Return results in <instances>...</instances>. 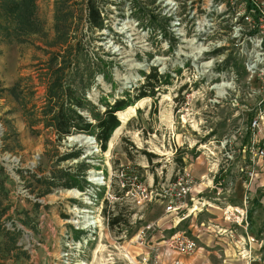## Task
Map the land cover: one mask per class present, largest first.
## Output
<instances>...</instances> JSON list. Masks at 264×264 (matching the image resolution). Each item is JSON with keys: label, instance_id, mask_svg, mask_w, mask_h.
<instances>
[{"label": "rangeland", "instance_id": "374dc122", "mask_svg": "<svg viewBox=\"0 0 264 264\" xmlns=\"http://www.w3.org/2000/svg\"><path fill=\"white\" fill-rule=\"evenodd\" d=\"M59 1L36 0L28 25L20 21L8 37L0 32V124L5 130L0 161L8 154L25 166L35 157L38 161L36 173L24 177L28 195L19 192L0 163V227L10 235L0 237V255L10 264H170L177 253L168 252L166 239L156 235L164 205L141 207L132 197L120 199L111 205L110 217L121 213L122 225H104L87 240L65 224L68 209L90 208L69 192L84 191L89 172L107 175V163L112 170L136 171L147 188L161 191L177 182L182 164L208 161L209 142L224 138L233 142V161H250V147L264 146V128H251L264 111V0H93L104 18L102 29L89 23V0H62L60 32L68 31L66 43L55 30ZM153 70L161 76L156 97L141 100L125 123L117 114L121 126L110 139L111 149L108 143L110 154H94L89 143L69 142V137L91 134L59 142L48 127L53 115L46 114L48 88L57 77L72 74L75 89L81 87L78 95L84 86L86 100L104 112V101L133 97ZM81 114L96 124L89 112ZM258 195L264 198L263 191ZM148 225L152 229L141 239ZM70 230L75 250L62 260ZM7 241L15 244L11 252L5 250ZM252 249L258 255L264 246Z\"/></svg>", "mask_w": 264, "mask_h": 264}, {"label": "built area", "instance_id": "2783aa9c", "mask_svg": "<svg viewBox=\"0 0 264 264\" xmlns=\"http://www.w3.org/2000/svg\"><path fill=\"white\" fill-rule=\"evenodd\" d=\"M257 7L259 8V6ZM245 19L249 20L248 17ZM251 128L262 132L264 128V111L256 114V117L251 122ZM4 131L0 124V144ZM87 139L90 147L95 149L94 154H100L102 150L96 137H88ZM209 144L212 150H209L208 161H206L208 166L206 175L196 179L184 170V173L177 178V182L170 183L166 189L161 191L154 189L152 186L147 188L140 174L136 171L128 168H121L117 171L112 170L110 163H107L110 170L107 175L104 171H94L95 176L89 172L86 176L87 185L84 191L81 192L77 189L72 191H78L82 196L76 200L82 201L90 208L87 210L78 209L77 207L68 209L67 213L71 210H83L87 213L73 215L68 213V221L65 222L77 224H69L67 226L75 231H82L84 233L83 236L87 240L93 235H99L98 233L102 232L104 225L110 228V209L113 207L111 205L127 197H132L135 203L141 207L160 203L164 205L166 214H182L180 215L181 218H184V212H187L185 213L187 215L201 213L207 208H218L222 214L223 226L217 229L215 235L217 237L230 235L231 239L236 240V243L240 246L236 263L255 264L264 262L263 257L256 255L252 249L253 243H255L252 238L254 229L252 200L257 197L259 190L264 192V146L250 147L249 154L252 156L250 161L240 160V158L238 161H233L235 160V155L233 142L230 139L224 138L214 142L210 141ZM34 159L35 161H30L26 167L17 156L10 154L1 156L0 163L2 167L8 171L11 179L19 186V192L23 195L29 194L24 177L36 173L38 161L37 157ZM91 176L94 177L91 178ZM114 180H116L115 183L113 182ZM239 180L243 183L245 194L241 203L236 205L231 203V199L236 196L235 186ZM113 185L121 193L120 196L116 194ZM123 193L125 197H123ZM72 198L75 199L73 196ZM261 200V205L264 206V198ZM66 207L68 208V206ZM82 217H85V219ZM96 222L97 224H94ZM10 226L12 227L13 225ZM151 229L152 225L145 227L141 231V239L146 237L147 231ZM72 236L71 230L65 236L68 242L66 244L68 252L63 254L67 255L66 258L68 259H70L72 252L75 250L76 243L73 242ZM87 240L82 242H87ZM163 242H165L164 245L168 251H174L180 257H193L200 251L197 239L182 232L171 235ZM78 243L79 245L76 247L82 248V243ZM174 264L183 263L178 259L174 261Z\"/></svg>", "mask_w": 264, "mask_h": 264}, {"label": "trees", "instance_id": "16d2710c", "mask_svg": "<svg viewBox=\"0 0 264 264\" xmlns=\"http://www.w3.org/2000/svg\"><path fill=\"white\" fill-rule=\"evenodd\" d=\"M35 1L36 0H0V32L8 37L11 28L13 29L15 26L19 25L20 21L28 25L35 13ZM65 1L68 2V0ZM63 6H66V4L64 5L62 0L57 2L58 8L57 15L55 16L57 24L55 30L61 41L63 40V43H66L68 41V31H65L64 33L60 32L62 29L61 24L64 22V17L60 16V12L62 11L61 8H63ZM87 6L89 12L88 20L91 27L102 29L104 26V18L102 17L101 10L93 0H89ZM70 26L71 24L64 27H67L69 30ZM78 44V47H81L80 43ZM85 66L90 67L89 64H86ZM65 68L66 67L62 69L63 74H65ZM87 68H85L86 73L89 72V69ZM71 76L72 74L69 75V79H66V76L57 77L54 83H51L48 88L47 104L45 106L47 111L46 114H53L50 119H48V127L53 128L56 131L59 142L76 133L91 134L96 137L103 152L107 151L108 143L112 138L114 131L121 126L117 114L134 106L137 102L143 99H154L157 94L156 90H159L160 88L161 78L158 72L153 70L148 76H145L144 85L136 87L133 90L136 92L133 97L126 94L125 98L121 97L115 99L113 104L104 101L105 110L102 112L86 100L84 97L86 92L84 86L82 87L84 93L78 95L79 91H81V87L75 89L74 85L76 80L72 79ZM65 82H69V85H64ZM84 111L89 112V116L95 120L96 124L88 121L87 118L81 114ZM182 166L184 168V164H182ZM2 217L3 214H0V220ZM122 223V214L117 213L111 219L109 227L113 229L122 225ZM1 236L8 237L10 235H4L0 227V237ZM5 247L7 252H11L15 247V244L13 245L10 241H7Z\"/></svg>", "mask_w": 264, "mask_h": 264}, {"label": "crops", "instance_id": "0c3cea01", "mask_svg": "<svg viewBox=\"0 0 264 264\" xmlns=\"http://www.w3.org/2000/svg\"><path fill=\"white\" fill-rule=\"evenodd\" d=\"M184 162L188 164V161ZM207 168L206 161L200 164L197 162L189 166L184 165V170L196 179L206 175ZM235 191L236 196L231 199V203L238 205L241 203L245 194L241 180L237 182ZM258 192L261 191L259 190ZM261 199H259V197H254L252 200V213L257 217L256 220L258 222V224L254 225V228L257 226L255 231H257V228L261 231L260 234L258 232L256 234L253 230L252 238L255 240L253 247L258 246L259 250L264 246V206L261 205ZM185 213L187 212H184V218H181L180 215L182 214H166L164 209L161 219L157 222L159 225V232L156 234L158 235L157 239L165 240L177 232L186 233L197 239L200 251L194 257L188 259L180 258L178 254L177 256L172 254V256L176 258L168 259L170 264H173L174 261L178 259L181 260L183 264H241L236 263L240 251V246L236 243V240L231 239L230 235H225L223 237H217L215 235L217 229L223 226L222 214L218 208H207L201 213L187 215ZM258 252V256L264 258L263 249ZM161 258H166L165 254H162ZM0 264H10V260L0 255Z\"/></svg>", "mask_w": 264, "mask_h": 264}, {"label": "bare ground", "instance_id": "6f19581e", "mask_svg": "<svg viewBox=\"0 0 264 264\" xmlns=\"http://www.w3.org/2000/svg\"><path fill=\"white\" fill-rule=\"evenodd\" d=\"M223 87H227L225 84H223L222 85ZM222 88V87H221ZM142 103H143V101H141V102H138L135 106H132V107H129L126 111H124V112H119L118 113V117H119V119L122 121V123H125L126 121H127V119H128V117H130V116H132L133 114H135L136 113V110H137V108H140L141 106H142ZM120 128H117V130L115 131V133H114V135L118 132V130H119ZM113 135V136H114ZM69 142H71V143H81V144H86V145H88V143H89V140L87 139V137H84V136H75V137H69ZM112 146H113V142H112V140L109 142V147H110V149L112 148ZM206 147V146H205ZM204 147V148H205ZM110 151L108 150V152L106 151V153L107 154H110L109 153ZM95 153V152H94ZM92 175H94L95 176V173H91ZM94 176H91V178L92 177H94ZM91 181H96V180H91ZM78 191H76V192H73L72 193V191H70L69 192V194H71L75 199H78L79 197H81L82 195L78 192ZM68 213H70V214H86L87 212H85V211H77V210H75V211H73V210H71L70 212H68ZM82 218H84L85 219V217H82ZM87 218V217H86ZM65 224L66 225H69V224H72V225H75V224H77V223H71V222H65ZM94 224H97V222L96 223H94ZM66 256L67 255H65V254H61V258L60 259H64V258H66ZM61 260V261H62ZM58 261H59V259H58ZM58 264V263H57Z\"/></svg>", "mask_w": 264, "mask_h": 264}]
</instances>
